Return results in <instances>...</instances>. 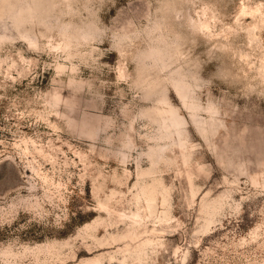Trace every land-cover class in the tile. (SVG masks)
<instances>
[{
    "label": "rangeland",
    "instance_id": "1",
    "mask_svg": "<svg viewBox=\"0 0 264 264\" xmlns=\"http://www.w3.org/2000/svg\"><path fill=\"white\" fill-rule=\"evenodd\" d=\"M0 264H264V0H0Z\"/></svg>",
    "mask_w": 264,
    "mask_h": 264
}]
</instances>
